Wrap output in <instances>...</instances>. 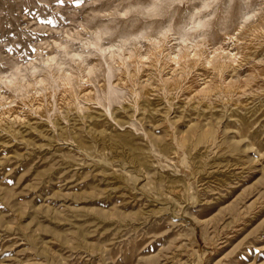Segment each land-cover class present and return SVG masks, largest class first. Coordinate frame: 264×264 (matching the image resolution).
Listing matches in <instances>:
<instances>
[{
    "label": "rangeland",
    "instance_id": "374dc122",
    "mask_svg": "<svg viewBox=\"0 0 264 264\" xmlns=\"http://www.w3.org/2000/svg\"><path fill=\"white\" fill-rule=\"evenodd\" d=\"M2 76L0 264H264V0H0Z\"/></svg>",
    "mask_w": 264,
    "mask_h": 264
},
{
    "label": "bare ground",
    "instance_id": "6f19581e",
    "mask_svg": "<svg viewBox=\"0 0 264 264\" xmlns=\"http://www.w3.org/2000/svg\"><path fill=\"white\" fill-rule=\"evenodd\" d=\"M251 28H252V27H251ZM181 31H182V30H181ZM181 36H182V35H181ZM184 36H185V35H184ZM186 37H187V36H185V38H183V36H182V37H181V38L183 39L182 41L186 42V41L188 40V39H186ZM185 44L187 45L188 42H186ZM110 49H111V48H110ZM138 55H139V54H138ZM234 55H235V54H234ZM232 56H233V55H232ZM173 58H174V57H173ZM52 59H53V58H52ZM52 59H51V61H50L51 63L54 61L55 58L53 59V61H52ZM79 59L81 60V58H79ZM44 60H45V59H44ZM47 60L49 61L50 59L48 58ZM47 60H46L45 62H47ZM55 61L58 62V60H56V59H55ZM55 61H54V62H55ZM60 62H61V61H60ZM55 63H56V62H55ZM58 63H59V62H58ZM81 64H82V63H81ZM55 65H56V64H55ZM58 65H59V64H58ZM60 65H61V64H60ZM56 66H57V65H56ZM60 67H61V66H60ZM60 67H59V69H60ZM55 68H56V67H55ZM32 69H34V68H31V70H32ZM61 69H62V68H61ZM61 69H60V70H61ZM79 69H80V67H79ZM52 73H53V72H52ZM18 77H19V76H18ZM0 78H1L0 80H1L2 82L6 83V84H11V86H12V84L15 83V82H13V79H14V78H12V77H9V76H2V77H0ZM14 81H17V80H14ZM2 82H1V83H2ZM13 87H14V86H13Z\"/></svg>",
    "mask_w": 264,
    "mask_h": 264
}]
</instances>
